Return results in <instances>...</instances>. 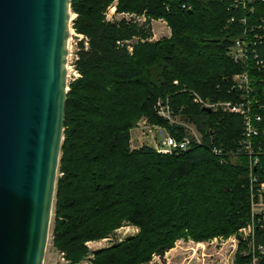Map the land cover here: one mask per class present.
I'll use <instances>...</instances> for the list:
<instances>
[{
    "label": "trees",
    "instance_id": "obj_1",
    "mask_svg": "<svg viewBox=\"0 0 264 264\" xmlns=\"http://www.w3.org/2000/svg\"><path fill=\"white\" fill-rule=\"evenodd\" d=\"M114 0H70L72 27L85 35L68 83L63 140L54 196L52 245L67 264H81L88 241L109 237L123 223L138 232L96 249L91 264H147L180 238L196 242L227 237L252 218L257 243L264 245V223L252 217L249 172L264 183V154L250 168L248 156L220 162L215 145L236 148L239 115L206 111L204 101L234 97L232 76L241 70L227 53L238 22L220 0H117V11L163 18L170 36L149 41L125 21L105 18ZM260 11L263 4L257 5ZM143 41L127 48V40ZM168 98L173 115L192 123L202 145L161 153L130 147V130L141 117L177 140L185 128L156 115L154 104ZM264 149V135L259 137ZM248 259L240 241L236 262ZM257 264H264V254Z\"/></svg>",
    "mask_w": 264,
    "mask_h": 264
},
{
    "label": "water",
    "instance_id": "obj_2",
    "mask_svg": "<svg viewBox=\"0 0 264 264\" xmlns=\"http://www.w3.org/2000/svg\"><path fill=\"white\" fill-rule=\"evenodd\" d=\"M71 21L70 0H0V264H43Z\"/></svg>",
    "mask_w": 264,
    "mask_h": 264
},
{
    "label": "built area",
    "instance_id": "obj_3",
    "mask_svg": "<svg viewBox=\"0 0 264 264\" xmlns=\"http://www.w3.org/2000/svg\"><path fill=\"white\" fill-rule=\"evenodd\" d=\"M220 1H224L231 12L227 22H238L237 35L228 47L227 53L231 60L242 68L231 79L230 88L235 94L233 98L211 102L202 99L199 101L202 107H209L211 111L219 110L241 117V138L236 148L224 151L212 145L210 150L222 163L241 155L248 156L251 168L259 163V155L264 154L259 140V137L264 135V10L260 11L257 7L258 4L264 5V0ZM139 15L144 18L145 12H140ZM158 19L167 24L163 18ZM71 31L73 32L72 29ZM154 110L156 115L167 119L170 123H179L173 116L168 98L157 99ZM179 124L185 128L183 139L177 140L167 134L160 141V145L155 147L156 151L172 153L187 150L193 144L202 145V136L192 123L185 120V123ZM249 179L251 215L259 217L258 220H260L264 215V183H257V177L251 171ZM238 230L244 232L246 237L249 236L248 259L243 264H257L264 254V245L257 243L254 239L253 218ZM233 246L236 248V243L233 242Z\"/></svg>",
    "mask_w": 264,
    "mask_h": 264
},
{
    "label": "rangeland",
    "instance_id": "obj_4",
    "mask_svg": "<svg viewBox=\"0 0 264 264\" xmlns=\"http://www.w3.org/2000/svg\"><path fill=\"white\" fill-rule=\"evenodd\" d=\"M117 0L109 4L104 11L105 18L114 21H125L129 24L136 25L142 32H146L149 41H156L170 36V28L168 24L163 23L158 18L149 17L145 14L142 18L136 12L117 11ZM76 14L71 12L72 20ZM73 32H69V49L67 62V83L80 76V73L75 68V60L77 59V51L79 49V42H82L84 47L88 45V39L85 35L77 33L72 27ZM75 33V34H73ZM142 35L133 36L127 40V48L129 52L132 51L133 44L138 40H144ZM87 42V44H85ZM174 116V115H173ZM175 120L182 123L179 115L174 116ZM146 117H141L136 126L130 130V147L136 149L142 145H147L155 149L160 145V141L168 134V132L159 126H154L146 122ZM178 123V124H179ZM185 123V122H183ZM156 150V149H155ZM58 176V171H57ZM54 221V201L53 209L50 217L49 234L44 254L43 264H67L63 253L59 252L52 245V230ZM248 224V223H247ZM239 229V228H238ZM227 237L214 236L208 240L196 242L191 238H180L175 241L174 246L167 250L163 256L154 255L147 264H240L235 260V254L240 241L246 242L247 252L249 249V236L238 230ZM138 232V227L129 223H123L118 229L114 231L109 237L88 241L86 245L89 249L87 257L81 264H91L93 252L96 249L109 246L113 243L120 242L130 235ZM235 239V240H233ZM255 239V234H254ZM256 241V240H255ZM236 243V248L233 246ZM245 263V262H244Z\"/></svg>",
    "mask_w": 264,
    "mask_h": 264
},
{
    "label": "crops",
    "instance_id": "obj_5",
    "mask_svg": "<svg viewBox=\"0 0 264 264\" xmlns=\"http://www.w3.org/2000/svg\"><path fill=\"white\" fill-rule=\"evenodd\" d=\"M262 221H263V223H264V215H262Z\"/></svg>",
    "mask_w": 264,
    "mask_h": 264
}]
</instances>
